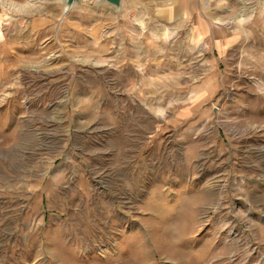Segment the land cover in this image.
<instances>
[{"label":"rangeland","instance_id":"374dc122","mask_svg":"<svg viewBox=\"0 0 264 264\" xmlns=\"http://www.w3.org/2000/svg\"><path fill=\"white\" fill-rule=\"evenodd\" d=\"M85 1L0 8V264H264V0Z\"/></svg>","mask_w":264,"mask_h":264},{"label":"water","instance_id":"95a60500","mask_svg":"<svg viewBox=\"0 0 264 264\" xmlns=\"http://www.w3.org/2000/svg\"><path fill=\"white\" fill-rule=\"evenodd\" d=\"M93 1V0H92ZM110 6L119 9L122 6L123 0H100ZM80 2H86L85 0H64L65 12L69 11L76 4Z\"/></svg>","mask_w":264,"mask_h":264},{"label":"clouds","instance_id":"9594fccd","mask_svg":"<svg viewBox=\"0 0 264 264\" xmlns=\"http://www.w3.org/2000/svg\"><path fill=\"white\" fill-rule=\"evenodd\" d=\"M0 8H5L9 11H12L15 9V4L13 0H0Z\"/></svg>","mask_w":264,"mask_h":264},{"label":"crops","instance_id":"0c3cea01","mask_svg":"<svg viewBox=\"0 0 264 264\" xmlns=\"http://www.w3.org/2000/svg\"><path fill=\"white\" fill-rule=\"evenodd\" d=\"M225 43L227 47L234 46L236 44V41L233 37L225 39V41H222V44Z\"/></svg>","mask_w":264,"mask_h":264},{"label":"bare ground","instance_id":"6f19581e","mask_svg":"<svg viewBox=\"0 0 264 264\" xmlns=\"http://www.w3.org/2000/svg\"><path fill=\"white\" fill-rule=\"evenodd\" d=\"M63 3H64V0H63ZM123 4V3H122Z\"/></svg>","mask_w":264,"mask_h":264}]
</instances>
